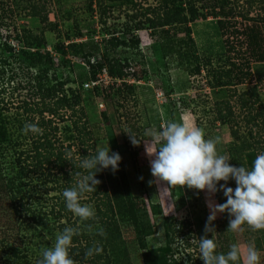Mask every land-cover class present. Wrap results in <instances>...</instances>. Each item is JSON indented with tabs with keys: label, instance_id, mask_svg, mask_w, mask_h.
I'll return each mask as SVG.
<instances>
[{
	"label": "rangeland",
	"instance_id": "374dc122",
	"mask_svg": "<svg viewBox=\"0 0 264 264\" xmlns=\"http://www.w3.org/2000/svg\"><path fill=\"white\" fill-rule=\"evenodd\" d=\"M131 1L0 0V123L4 129V139L0 140V186L4 188L0 191V264H37L42 251L52 246L56 235L66 226L78 227L77 237L83 235L94 243L99 242L101 234L113 235L98 221L86 227L65 207L62 196L66 189L65 181L57 170L55 158L51 156L50 162L45 163L35 154L34 141H41L43 132L55 146L71 144V152L80 148L76 133L71 129V121L75 119L71 117V110H60L62 119L47 112L38 113L41 104L34 94V86L36 75L43 68H48L51 83L62 82L64 89L70 88L80 96L74 114L79 118V125L89 132L83 145L85 151L82 147L79 149L83 159L95 155L99 147L107 146V142L110 150L121 156L118 170H102L113 207L112 218L120 232L119 239L113 250L86 256L84 239L79 237L69 250L74 264H105V258L109 264H122L123 261L144 264L142 254L160 248L171 253L180 264H190L189 253L193 259L200 260L198 246L185 248L180 236H164L166 216H175L177 220L188 218L196 233L214 238L218 254H226L233 244L246 249L252 243L260 252L261 264H264L261 230L254 231L246 224L242 225V231L227 229L231 217L225 211L218 212L210 222L215 231L205 233L211 212L209 205L217 204L214 193L179 185L171 189L167 182L158 181L150 171V160L154 156H150L147 150L152 152L158 147L154 133L158 134L168 122L195 125L203 131L205 138L219 137L218 153L229 157V164L242 166L235 141L229 133L234 122L220 124L212 111L216 100L228 98V88L212 89L207 85V81L212 80L211 70L227 66L228 52L217 19L207 17L170 28L169 35L176 40L186 38L185 28L189 29L195 55L199 58L196 64L201 65L207 58L210 60L211 65L203 67L200 74L190 75L188 66L180 64L176 56L162 55L158 41L149 36L148 30L124 31L125 24H131L125 15L133 12ZM134 1L140 6L156 7L159 0ZM231 2L243 11L250 7V16L264 14V0ZM208 3L209 0H200L196 6L206 5L199 11L207 12ZM36 4L44 5L48 21L56 24L54 31L44 28L37 17L29 15L31 6ZM240 20L238 18L237 21ZM21 30L43 34L45 44L27 48L18 43L14 36ZM112 33L125 39L135 35L138 39L137 47L119 46L113 52L114 57L125 59L128 64V74L124 79L132 86L131 93L124 86L117 93L116 85L120 81L112 84L105 69L92 78L95 58L108 47L105 40ZM69 41L83 44L85 57H71L68 52L63 54L56 50L57 42L67 44ZM36 49L41 54L48 53L51 64L24 57V52ZM250 68L254 78L251 84L237 85L235 90L241 93L255 84L261 102L255 110L264 109V62H253ZM230 101L234 104L235 98ZM26 108L30 110L25 111ZM243 116L244 111L234 106L233 121L237 122L240 134H245L248 128L244 125ZM41 118L51 119L52 123L38 125ZM29 123L37 125L41 131H22ZM251 130L254 132L256 129L252 127ZM261 131L264 133V125ZM129 133L135 137V144ZM69 134L73 138H68ZM261 146L264 148V142ZM68 152L66 157L70 156ZM258 153L259 150L256 155ZM78 156L75 154L74 158ZM23 167L25 172L21 170ZM8 184H12L10 190ZM227 186L235 188V181L230 179ZM81 203L95 211L97 199L85 193ZM155 205L159 207V214L153 212ZM99 232L101 234L97 235ZM195 238L190 240L192 244L197 242ZM98 255L101 259L96 258Z\"/></svg>",
	"mask_w": 264,
	"mask_h": 264
},
{
	"label": "trees",
	"instance_id": "16d2710c",
	"mask_svg": "<svg viewBox=\"0 0 264 264\" xmlns=\"http://www.w3.org/2000/svg\"><path fill=\"white\" fill-rule=\"evenodd\" d=\"M40 1V0H39ZM200 0H159L156 7L140 6L134 0L131 1V8L133 12L131 14H125L129 23V26L125 24V32L130 30L145 29L148 30L149 36L158 41L159 50L164 57L176 56L180 64L185 63L187 71L190 75H198L201 73L203 67L210 66L209 58L205 59L203 63L196 64L195 62L199 58L195 55L194 41L189 35V29L185 28L186 38L176 40L169 35L170 28L175 24H189L190 22L198 19L205 20L207 17H214L217 20L218 28L221 30L225 50L228 52L226 67H219L215 70H211L213 73L212 80L207 81V85L212 89L220 87L228 88L229 94L227 99L216 100L213 103V114L214 119L220 124L233 123L230 125V136L235 141V150L242 159V165L246 168H251L252 162L256 157V152L264 151L261 143L264 142V133L260 129L264 125V109H256L255 106H260L259 94L256 90L255 84L249 86L246 90L241 93H237L235 87L242 84H251L253 74L251 72L250 64L253 62L263 63L264 62V14H256L250 16V7L241 10L237 5H233L232 0H209L207 12H200L199 8H204L206 5L196 6V2ZM31 16L37 17L41 23L44 24V28L54 31L56 24L49 22L47 19V12L45 11L44 5H33L30 8ZM137 17H140L137 19ZM240 18V21H237ZM133 33V32H132ZM14 39L18 43H22L27 48L32 46L39 47L45 44L43 34H32L30 30H21L20 34H15ZM106 49L95 58V62L92 65V78H95L96 73H100L105 69L106 75L112 79H124L128 74V64L126 60H120L113 56L114 50L119 47H125L128 45L137 47L138 39L135 35H131L128 39L115 36H110L105 40ZM184 46L185 49H182ZM243 47V48H242ZM7 50H12L10 46H5ZM55 48L60 53H69L71 57H85L83 44H78L73 41H69L67 44L63 42H57ZM241 49V50H240ZM243 49V50H242ZM231 54V56H229ZM24 57L31 61L39 60L40 62L51 64V58L48 53L41 54L38 49L33 52H24ZM48 68H43L40 73L36 75V83L34 86V94L38 97L41 106L38 108V113L41 115L47 112L50 115H56L62 119L63 114L60 110L69 109L72 112V116L75 119L71 121V129L76 133L75 138L78 139V144L84 152L83 145L87 139L89 132H86L83 126L79 125V118H76L75 108L80 101V96L74 90L70 88H63L62 82L51 83L48 78ZM87 79V78H85ZM115 82H112L114 84ZM125 87L126 91L131 93L132 86L127 84L126 81H120L116 85L117 93H119L120 87ZM234 97V104L231 103L230 99ZM234 106L240 111H244L245 116L242 117L245 127H248L245 134L238 133L237 122L233 121L234 118ZM30 108H26L25 111H29ZM51 119L44 120L40 119L38 125L45 126L50 125ZM255 127V131L251 130ZM53 131L56 127H52ZM75 135V134H74ZM42 140L34 141V151L38 157H42L45 163L50 162V157H54L56 160V167L59 172L62 173L63 180L65 181V187L70 188L75 186L78 179L87 175L88 171L81 169L78 165L83 159L80 155L81 150L71 152V144L63 147L62 144L55 146L53 142L48 138V134L43 132L41 134ZM68 138H73L69 134ZM4 139V129L0 123V140ZM56 149V152L53 151ZM86 149V148H85ZM40 150V151H38ZM69 151V152H68ZM256 151V152H255ZM70 153L69 157H66V153ZM46 153V154H45ZM75 154H79L77 158H74ZM94 156V154H92ZM91 157V156H89ZM68 168V169H67ZM24 167L21 169L25 172ZM96 179L100 183L96 188L88 192L91 197L97 199L95 207V216L85 221H81L86 227L94 221H98L106 230H110L113 235L103 236L101 232L97 235L100 236L99 242H89L88 239L82 235L84 239L83 249L85 252L90 248L96 246L101 247V252L107 249L113 250L115 242L119 239V229L113 217V207L110 202L106 185L103 179L102 170L95 174ZM12 184H8L7 188L10 190ZM172 189V186H171ZM0 191H4V188L0 186ZM217 204L224 203L225 200L222 196L221 191L214 193ZM101 206L104 208L102 209ZM154 214H159V207L153 206ZM166 225L164 236H180L183 239L184 247L190 248L191 246L197 247L199 240L202 237L200 232L193 230L192 221L188 218L177 220L175 216H166ZM110 227V228H109ZM261 230L262 241L264 243V229ZM79 237H73V243L79 240ZM80 237V240H81ZM193 237L197 242L192 244L190 242ZM259 248V245H257ZM264 251V248H263ZM188 259L190 264H203V261L193 259L189 253ZM144 264H180L173 258V255L165 249H150L142 254ZM97 259H101L98 255ZM105 264H109L108 258H105ZM122 264H128L123 261Z\"/></svg>",
	"mask_w": 264,
	"mask_h": 264
},
{
	"label": "clouds",
	"instance_id": "9594fccd",
	"mask_svg": "<svg viewBox=\"0 0 264 264\" xmlns=\"http://www.w3.org/2000/svg\"><path fill=\"white\" fill-rule=\"evenodd\" d=\"M25 133H39L41 130L35 124H25ZM133 144L135 137L129 133ZM158 147L148 152L154 156L150 160V171L158 181L167 182L168 186H186L189 189L206 190L209 193L223 191L226 201L221 204H210L209 223L205 225V233L215 231L210 222L218 212H225L231 217L227 229L242 231V225H248L252 230L264 229V151L258 153L251 168L229 164V157L220 155L217 150L219 137L205 138L203 131L186 123L168 122L158 134L154 133ZM111 152V154H110ZM121 156L112 152L107 146L97 149L94 156L79 162L81 169L88 174L81 176L75 186L62 192L65 207L81 221L95 216L94 209L82 204L85 193L93 191L100 183L95 174L103 169L118 170ZM235 181V188L227 186L229 180ZM223 181L224 183H220ZM79 234L78 227L66 226L50 248L42 251V257L37 264H74L69 254L73 237ZM217 244L214 238L207 235L199 240V257L203 264H261L260 252L255 245L249 243L246 249L233 244L226 254L216 253ZM101 247H90L85 255L92 256L101 252Z\"/></svg>",
	"mask_w": 264,
	"mask_h": 264
},
{
	"label": "built area",
	"instance_id": "2783aa9c",
	"mask_svg": "<svg viewBox=\"0 0 264 264\" xmlns=\"http://www.w3.org/2000/svg\"><path fill=\"white\" fill-rule=\"evenodd\" d=\"M105 74H106V73H105ZM106 76H107V75H106ZM107 77H108V76H107ZM108 78L111 79L112 82H113V81H126L125 79H121V80H120V79H112L111 77H108Z\"/></svg>",
	"mask_w": 264,
	"mask_h": 264
}]
</instances>
